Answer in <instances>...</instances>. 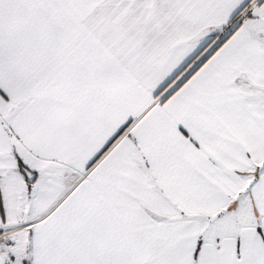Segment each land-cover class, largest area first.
<instances>
[{"label":"snow or ice","instance_id":"1","mask_svg":"<svg viewBox=\"0 0 264 264\" xmlns=\"http://www.w3.org/2000/svg\"><path fill=\"white\" fill-rule=\"evenodd\" d=\"M0 264H264V0H0Z\"/></svg>","mask_w":264,"mask_h":264}]
</instances>
